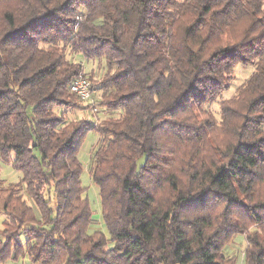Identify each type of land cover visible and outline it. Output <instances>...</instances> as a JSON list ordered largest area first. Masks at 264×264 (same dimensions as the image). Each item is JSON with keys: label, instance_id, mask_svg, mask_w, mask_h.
Returning a JSON list of instances; mask_svg holds the SVG:
<instances>
[{"label": "trees", "instance_id": "obj_1", "mask_svg": "<svg viewBox=\"0 0 264 264\" xmlns=\"http://www.w3.org/2000/svg\"><path fill=\"white\" fill-rule=\"evenodd\" d=\"M74 55L102 65L93 105ZM237 64L253 70L223 97ZM76 99L92 120L67 117ZM88 130L109 239L89 232ZM0 159L22 173L0 177V262L24 236L38 264H235L244 233L243 264H264V0H0Z\"/></svg>", "mask_w": 264, "mask_h": 264}, {"label": "rangeland", "instance_id": "obj_2", "mask_svg": "<svg viewBox=\"0 0 264 264\" xmlns=\"http://www.w3.org/2000/svg\"><path fill=\"white\" fill-rule=\"evenodd\" d=\"M73 59L75 61H81L82 62V70L83 72L88 75V77L93 82V91L92 95L94 98V102H98L100 100L101 91L96 87V83L99 77L103 74V70H100L99 67H101V63L98 62H88L86 61L81 55H74ZM91 70L95 73H91ZM253 70V66L243 65V64H237L235 65L234 69L232 70L233 74V80L230 82L229 88L223 92V97H229L232 95L237 87L243 83V81L251 74ZM75 103L78 106V109H68L70 111L67 112V117L69 119H79L81 117H86L89 120H92L91 112H89L87 109H83L85 104L83 102H80L78 99H76ZM98 110H100L99 104H97ZM209 110H212L215 114V116L218 118V111H219V105L218 102H214L213 104L207 106ZM219 119V118H218ZM99 134L96 130H88L84 133L82 138L79 140L78 144V151H77V157L82 163V172H81V183L82 186L85 188V196L88 199L89 206L91 208V218H92V224L89 228V232L99 231L101 232L106 238L109 239V231L107 229V226L105 224L103 215H102V208H101V199L99 196V190L96 184L92 181L90 173H89V161L91 157V153L98 141ZM176 153L180 154L184 151V147L180 145V147L175 148ZM13 156V154H12ZM179 157H173L170 159V161H174L175 166L179 169V165H181L180 162H178ZM178 165V166H177ZM0 177L3 178L8 183H15L20 182L22 178V173L19 170H16L12 167L10 161H4L0 159ZM51 193V192H50ZM48 195V194H47ZM25 198H28L27 195H25ZM212 210H209L208 213L211 214L212 217H214V220L216 223H222L225 219V216L222 215L223 212V206L222 204L214 201L212 202ZM237 212H240L237 211ZM233 216V215H232ZM6 218V215L3 212H0V233H2L3 230V223L2 220ZM254 229V226L250 224V230L252 231ZM9 230H11L9 228ZM26 229H24L25 231ZM26 234L29 236L31 235V232L29 230L26 231ZM96 238L98 236H95ZM21 240L23 241V244L20 248L11 246L8 257L0 262V264H38L39 262L34 261L31 256L28 255L27 251L31 248L29 246V241L26 243L24 241V236H21ZM13 243V241H12ZM111 244V243H110ZM246 238L245 234L243 233H236L228 243L225 244L224 250H222L223 253H225V256H236V263L235 264H243L242 263V256L244 253V250L246 248ZM60 249L55 246V249H51V251L48 253L50 255H58ZM232 256V257H233ZM234 258V257H233ZM46 263L40 264H74L72 261H66L65 256L59 258V259H48L45 261Z\"/></svg>", "mask_w": 264, "mask_h": 264}, {"label": "built area", "instance_id": "obj_3", "mask_svg": "<svg viewBox=\"0 0 264 264\" xmlns=\"http://www.w3.org/2000/svg\"><path fill=\"white\" fill-rule=\"evenodd\" d=\"M69 89L73 92L81 101L88 102L91 105L94 104V98L92 95L91 82L83 71H80L70 82ZM244 256V254H243ZM242 256V263H243Z\"/></svg>", "mask_w": 264, "mask_h": 264}]
</instances>
